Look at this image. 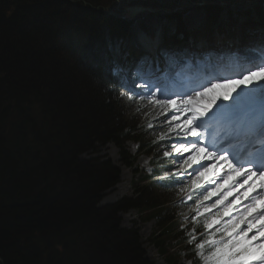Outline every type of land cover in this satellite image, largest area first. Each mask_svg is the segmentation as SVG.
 <instances>
[{"label":"trees","instance_id":"1","mask_svg":"<svg viewBox=\"0 0 264 264\" xmlns=\"http://www.w3.org/2000/svg\"><path fill=\"white\" fill-rule=\"evenodd\" d=\"M63 3L0 0V259L3 264H146L112 213L131 208L144 219H162L165 207L144 192L112 209H97L96 194L115 183L116 172L107 163L79 160L93 141L116 146L131 141L142 152H154L155 142H148L153 128L126 125L104 92L116 84L110 65L120 57L110 53L108 39L126 35L128 20ZM258 20L261 25L264 16L258 14ZM221 26L234 31L224 9H207L204 25L192 35L208 37ZM171 37L165 29L164 38ZM166 171H158L152 185L170 183L159 178ZM173 219L152 235L167 264H175L179 252L162 238L173 233Z\"/></svg>","mask_w":264,"mask_h":264},{"label":"rangeland","instance_id":"2","mask_svg":"<svg viewBox=\"0 0 264 264\" xmlns=\"http://www.w3.org/2000/svg\"><path fill=\"white\" fill-rule=\"evenodd\" d=\"M66 1L67 5L64 3L63 5L68 9L70 4H73L80 5L85 9L90 8L92 10L94 9V11L101 10L106 12L115 11L116 8H118L117 10H123L137 6L144 8H157L153 14H146L145 12L137 14L135 18L131 20V25L129 26L126 36L120 35L117 38L113 37L108 39L112 53H121L126 59L130 56L128 65L131 68H134L137 65L136 60L140 56H131L136 52L133 48L135 43L132 39L139 43L138 47L141 48L139 40L142 38H139L138 36L136 37L134 34L137 33L139 35L140 30L142 29H144L145 36H147L146 33L161 36V26L166 27L171 32L177 30L184 32V29L191 30L193 28H200L205 22L203 7L205 9L207 7H209V9H214L213 7L218 6L219 11L224 9L225 15L236 24L237 31L235 33L237 34L235 36L237 37L241 34L243 36L241 44L242 46H246L248 45L246 36L248 35L250 37L251 34L249 33L253 29L248 27L245 22L252 21V26L257 28L259 25L253 23V21H257L258 14L264 15V0H260L256 4L252 1H248L246 4L243 2L244 10L239 11V13L236 12L237 8H234V6L242 4L239 0H191L193 2L196 1L197 3L203 1L205 4L203 7H190L188 6V0H180L177 6L173 5L172 0H159V2H157L158 4L154 2V0ZM252 5L254 7L258 5L259 11L257 13V10L253 9ZM165 7H168L173 13L163 12L162 10H164ZM167 16H175L178 22H169ZM177 24H179V26H177ZM241 24L243 25L241 26ZM219 30H223V26H221ZM190 36L192 35L188 34V36L185 37L183 33H178L176 35V40H178L177 44H185ZM213 37H215L214 34H210V39ZM193 38L195 39L197 37ZM171 39L175 40L174 37ZM143 44H147L144 39ZM244 53L248 54L249 50ZM190 61L193 62V64L196 62L195 59ZM198 62L199 60H197V63ZM230 62H232V60H230ZM112 63L110 65L111 71L114 68ZM131 73L132 70H129L128 73L125 70L120 71L118 73L117 83L113 89L107 90L105 88L104 92L112 102L116 103L119 114L127 120L125 124L128 123V126L131 123L138 124L141 130L144 129V131L153 128L148 142H155L154 152L152 154H147L145 151L142 152L140 151L141 145L131 141L125 142L122 146H116L113 142L93 141L91 145L85 148L79 155L80 161H92L97 164L107 163L117 175V179L113 185L96 194V208L112 209L113 207L120 205V203L139 198L144 192H150L149 196L152 197L151 202L154 203V205H163L165 207V210L161 215L162 219L159 217L144 219L145 215L142 216L138 209L131 208H127L120 212L114 211L112 213L113 221L117 225L118 230L134 238L138 250L141 251V260L146 264H167L166 260H164L159 254L158 248L156 247L157 245L152 241V235L155 232L157 233L160 231L161 228L159 227V224L175 217V219L170 222V226L175 224L172 231L173 233L168 234L167 237H162L165 239L166 245L175 247L174 252L179 251L178 259L175 264H212V261L210 260L211 251H214L212 246L206 245L202 253H198L195 248L190 245L189 241L193 235L198 237L194 231L196 226L199 224L204 225L205 222L211 220L216 214L217 209H212L210 213L201 215V217L206 219L204 222V220L200 219V216H196V210L198 205H200V211L201 213H204L206 208H210L211 205L215 203V200L218 198L217 196H212L208 200H205L204 197L209 191L214 189L217 184L222 183V172L219 173L220 181L212 184L209 183L206 189L202 188L203 184L205 185L204 181H207L206 177L201 182L199 188L191 187V181L196 179L195 171H202L203 164L205 163L206 165L204 167L213 166V160H201L200 163L193 165L192 168H186V166H183V160L174 158L176 153L174 152L173 145L175 144V146L178 147L179 144L177 141L182 140L183 138L177 137L169 128V124H172L173 128L176 127V122L172 121V110L162 112L160 108L150 102L148 96L140 99L136 95L134 96L130 94L129 86L133 87L135 84V77H133L130 85L126 86L127 83L130 82ZM232 74L235 76L236 73ZM213 80L216 79L213 78ZM122 84L124 87H121ZM137 84L140 85L141 83L137 82ZM65 85L67 87L69 86V88L73 87L70 82H66ZM139 89L141 90V88ZM121 93L126 94L121 95ZM176 97L177 96H175V98ZM227 103L229 102L222 100L217 101L218 105ZM165 117H167V119ZM200 130H203V128ZM141 133L143 132L141 131ZM164 151L173 153V157L165 158L163 156ZM156 155L159 156V164L154 162ZM180 155L185 158L187 157L186 153H180ZM170 165H174V167H169ZM167 168L168 173L164 174L165 180L171 179V182L163 184L162 186L152 185L153 179L151 178L155 176L158 171L167 170ZM177 172L181 173L179 177L175 175ZM177 179L181 180L182 183H176ZM241 183H243V180L237 183L233 188H236V186ZM231 199L232 197H229V200ZM243 203L246 202L242 201L241 204L235 206V209H241ZM193 217H196L195 221ZM226 219L227 218H225V220ZM220 227H223V225ZM209 230L206 232L207 237L214 236L216 240L220 239V235L216 231L215 225ZM211 230H213V232H211Z\"/></svg>","mask_w":264,"mask_h":264},{"label":"snow or ice","instance_id":"3","mask_svg":"<svg viewBox=\"0 0 264 264\" xmlns=\"http://www.w3.org/2000/svg\"><path fill=\"white\" fill-rule=\"evenodd\" d=\"M260 49L264 52V38L260 42ZM182 54L166 50L161 52L168 62ZM148 62L149 58L144 57L139 65ZM120 71L122 69L119 67L112 69L113 75ZM133 86L141 88V93L147 88L150 102L162 112L172 110V121L177 123L175 128L169 124V128L177 137L183 138L177 141L178 147L173 145L176 153L174 158L183 160V166L192 168L201 160L208 159L217 160L220 166H227L228 174L224 182L204 197L208 200L217 196L215 203L206 208L204 213H201L200 205L196 210L198 217L217 209L216 214L203 227L209 230L215 225L220 239L216 240L214 236L205 239L203 236L193 235L190 245L198 253H202L206 245H211L214 249L210 257L212 264H264V58L243 67L235 74V78L198 85L202 90H193L194 96H187L179 102L167 96L160 84ZM152 87L156 91H152ZM218 100L229 103L218 105ZM181 115L183 122L179 123ZM208 121L220 122L239 133L237 139L242 138L245 144L246 158L240 159L222 145L213 146L210 150L209 145L202 141L203 132L200 130ZM180 153H187V157ZM163 156L173 157V153L164 151ZM214 168L215 165L204 167L202 171L196 170V179L191 181V187L199 188ZM175 175L179 177L181 173L177 172ZM237 177H243V183L233 188L231 182ZM176 183L182 181L177 179ZM229 197L232 199L229 200ZM242 201H246L243 207L235 209ZM193 219L195 221L196 217Z\"/></svg>","mask_w":264,"mask_h":264},{"label":"bare ground","instance_id":"4","mask_svg":"<svg viewBox=\"0 0 264 264\" xmlns=\"http://www.w3.org/2000/svg\"><path fill=\"white\" fill-rule=\"evenodd\" d=\"M156 1H159V0H156ZM256 10H257V12L259 11L258 10V6L256 7ZM245 40V39H244ZM132 41L135 43V46L133 47L134 48V50L135 51H138L139 49H141V48H139L138 47V44L139 43H137L134 39H132ZM247 41V40H246ZM248 42V41H247ZM183 45H184V43H183ZM182 45V46H183ZM250 45V44H249ZM181 46V47H182ZM248 46V45H247ZM141 47V46H140ZM242 47H244V46H242V44L240 43V48H242ZM201 51L203 52V53H207V54H209V52L210 51H207V50H204V49H201ZM211 55V54H210ZM154 59V58H153ZM155 60V59H154ZM193 60V59H192ZM200 61V60H199ZM151 62H152V64L153 65H155V66H159V67H163L160 63H157V62H155V61H153V60H151ZM187 63H190L191 65L190 66H188V68H192L193 67V65L195 66V68L193 69V70H191V71H186L185 69H183L182 70V72H181V78H185V79H187V80H191V81H194V80H200V79H203V78H205V77H209V76H213V77H216V76H218V74H225V73H223V72H229V71H231L230 69H228V66H229V64H226L225 62H222V61H218V60H210V61H208V62H206L205 63V66H196L195 64H193V62H187ZM186 63V64H187ZM243 63H244V65H243ZM210 64H212V65H210ZM251 63L248 61V60H244V58L242 57V58H240V65H241V68L240 69H238V70H235V71H231V73H237V72H239L243 67H247V66H249ZM206 67H210V68H206ZM212 68V69H211ZM234 78H235V76H234ZM167 77H166V80H165V82H167ZM217 80V79H216ZM215 80V81H216ZM185 85V84H184ZM187 86V88L189 87L188 85H186ZM184 87V86H183ZM176 98H174V99H177L178 100V102L181 100V99H186L187 98V96H183L180 92H176ZM188 96H194V93H192V94H188ZM171 112V111H170ZM172 114V113H171ZM183 122V115H181L180 116V119H179V123H182ZM177 123V122H176ZM232 134L231 135H228L227 134V136L230 138V137H233V132H231ZM229 152H231V153H233L231 150H229ZM187 154V153H186ZM208 160H210V159H208ZM213 160V162H214V165L216 166V168H214L213 169V171L212 172H210V173H208L207 174V176H206V180L207 181H204L205 182V185L203 184V187L202 188H204V189H206L207 187H208V185H209V183L210 184H212V183H215V182H217V181H220V179H219V173L220 172H222V177H223V181H222V183L224 182V179L226 178V176H227V174H228V169H227V166L226 165H224V166H220L219 165V162L217 161V160H214V159H212ZM182 162V161H181ZM206 162V161H205ZM206 165V163L205 164H203V167H202V170H203V168H204V166ZM174 167V165H170L169 167ZM168 169V168H167ZM187 179H188V177H187ZM241 180H243V177H237L234 181H232L231 182V184H232V187H234L237 183H239ZM222 183H219V184H222ZM218 185V184H217ZM227 187V186H226ZM246 202V201H245ZM244 204V203H243ZM204 205V204H203ZM237 208V207H236ZM234 211V210H233ZM216 227V226H215ZM202 230V229H201ZM215 230V229H214ZM210 231V230H209ZM210 233V232H209Z\"/></svg>","mask_w":264,"mask_h":264},{"label":"water","instance_id":"5","mask_svg":"<svg viewBox=\"0 0 264 264\" xmlns=\"http://www.w3.org/2000/svg\"><path fill=\"white\" fill-rule=\"evenodd\" d=\"M68 1H70V0H68ZM248 1L256 2L257 0H242V4L241 5L234 6V8H237L236 12L239 13V11L244 10L243 2H244V4H246V3H248ZM154 2L157 3L159 1L154 0ZM179 2H180V0H172V3H173L174 6H177L179 4ZM195 2H193L191 0H188V6H190V7H203V6H205L203 1L201 3H197V2L195 3ZM258 5H256L255 7L252 5L253 9H256V7ZM216 7H218V6H215L213 8H216ZM117 9L118 8H116L115 11L113 10V11H110V12H106V11H103V12L106 13V15H109V16H112V17H115V18H120L121 17V18L127 19L128 20V22H127L128 23V30H129V26L131 25V20H133L137 14H140L142 12H145L146 14L147 13L148 14H153L156 11L157 8H154V7L144 8V7L137 6V7L127 8V9H123V10H117ZM207 9H209V7H207L206 9L203 7V10H204L203 12L205 14L207 12ZM162 11L168 13V12H171L172 10L170 11V9L168 7H165L164 10H162ZM256 13H257V11H256ZM242 14H244V13H242ZM172 17L174 18L173 22H178L177 19L175 18V16H167L169 22H170L169 19H172ZM108 35H111V33L108 32ZM122 36H125V35H122ZM0 264H3L2 259H0Z\"/></svg>","mask_w":264,"mask_h":264},{"label":"clouds","instance_id":"6","mask_svg":"<svg viewBox=\"0 0 264 264\" xmlns=\"http://www.w3.org/2000/svg\"><path fill=\"white\" fill-rule=\"evenodd\" d=\"M196 233V232H195ZM196 234H198V233H196Z\"/></svg>","mask_w":264,"mask_h":264}]
</instances>
